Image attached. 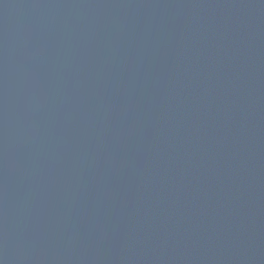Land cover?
<instances>
[{
    "label": "water",
    "instance_id": "95a60500",
    "mask_svg": "<svg viewBox=\"0 0 264 264\" xmlns=\"http://www.w3.org/2000/svg\"><path fill=\"white\" fill-rule=\"evenodd\" d=\"M0 264H264V0H0Z\"/></svg>",
    "mask_w": 264,
    "mask_h": 264
}]
</instances>
